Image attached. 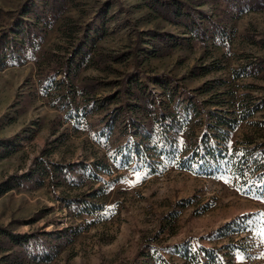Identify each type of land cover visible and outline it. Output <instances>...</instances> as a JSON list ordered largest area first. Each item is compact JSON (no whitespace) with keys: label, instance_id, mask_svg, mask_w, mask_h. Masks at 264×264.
Listing matches in <instances>:
<instances>
[{"label":"rangeland","instance_id":"1","mask_svg":"<svg viewBox=\"0 0 264 264\" xmlns=\"http://www.w3.org/2000/svg\"><path fill=\"white\" fill-rule=\"evenodd\" d=\"M26 1L0 0V11L21 10ZM33 1L39 5L38 0ZM148 1L71 0L51 28L40 35L33 54L45 51L63 57L76 42H85L88 47L93 45L101 53L121 51L133 44L135 31L151 28L183 36L180 26L154 15L145 18L150 13ZM219 6L206 3L199 10L213 17ZM21 19L34 22L31 17ZM14 21L0 18V23L4 27L9 25L11 31H16ZM224 29L229 40L227 51L212 47L209 40L206 48L175 46L165 55L145 59L135 70L130 57L122 63L110 64L109 68L114 71L110 73L87 67L78 72L74 82L82 76L113 80L121 76L118 73L128 72L145 84L147 95L156 101H167L159 85L164 81L175 89L173 100L190 97L196 104L224 90L232 91L234 103L244 94L251 98L264 96V69L256 77L231 79L230 76L231 69L255 58L263 59L264 67V48L252 43L251 39V36L264 37V8L242 13L235 11ZM23 58L22 64L0 67V144L9 143L12 148L10 153L0 157V181L26 171L42 148L49 150L48 161L88 163L99 160L108 165L110 172H97V179L79 189H70L63 183L53 187L44 180L37 188H13L0 195V226H10L13 232L60 229L68 225L85 227L70 237L68 243L59 246L51 261L39 264H136L141 260L136 251L144 242H150V245L142 247V252L155 249L170 264H183L181 254L184 251L225 244L235 246L232 250H220V254L226 252L225 258L229 257L226 264H264L263 200L242 190L237 179L229 175H195L172 166H158L154 174L146 175L136 171L132 164L129 169L119 167L92 138L93 133L103 128L102 119L117 100L98 110L83 109L80 117L74 116L72 110L67 111L66 105L57 109L61 102L55 95L61 93L62 88L52 84L44 91L39 86L40 67L26 56ZM209 63L221 68L198 76L189 75L191 66ZM58 79L59 75L54 78L55 81ZM214 79H220L224 84H213L208 92H202L201 84ZM248 84L252 88L244 87ZM114 90V85L98 88L94 96L101 97ZM219 98L227 100L229 97ZM76 100V108L82 109L81 98ZM168 105L171 108V103ZM203 108L215 107L203 105ZM262 116L264 108L239 123L229 133V142H238L245 134L254 137L255 141H263L264 127L252 125ZM196 118L192 117L191 121ZM122 120L123 114L106 137H102L111 149L137 140V137L127 136ZM199 129L191 126L195 134ZM104 181L109 182L104 184ZM98 186H102L100 194L94 198L83 197L85 201L101 206L92 214H78V207H65L60 202L61 196L85 194L89 188ZM181 200H188V203L176 205ZM244 214L255 215L244 231L218 235L216 228ZM165 221H169L171 233H161L153 239Z\"/></svg>","mask_w":264,"mask_h":264},{"label":"trees","instance_id":"2","mask_svg":"<svg viewBox=\"0 0 264 264\" xmlns=\"http://www.w3.org/2000/svg\"><path fill=\"white\" fill-rule=\"evenodd\" d=\"M70 1L38 0V5L33 0H27L21 10L18 8L14 12L0 11V18L15 20L13 27L16 29L11 31L8 29L9 25L4 27L0 23V67L22 64L23 57L26 56L40 67L42 78L39 80V86L44 91L52 84L62 88V92L55 95V99L61 102L56 108L61 109L62 105H66L67 111H74V116L77 117L82 116L83 109L98 110L117 100L105 113L102 119L103 128L93 133L92 138L119 167L129 169L128 166L132 164L136 171L146 175L154 174L158 166H172L195 175H229L237 179L242 190L264 201V140L255 141L254 137L245 134L240 141L229 142V133L239 123L264 108V96L251 98L244 94L241 95V100L234 103L232 91L224 90L196 104L190 97L173 100L175 89L164 81L159 85L166 94L167 101H156L147 95L145 84L128 72L118 73L121 76L113 80L82 76L74 82L78 72L87 67L110 73L114 72L109 68L110 64L122 63L130 57L135 70L145 59L165 55L175 46L193 48L197 45L206 48L209 40L212 47H221L227 51L229 40L224 29L225 24L233 18L235 11L242 13L263 9L264 0H149L146 4L150 13L146 14L145 18L154 15L169 24L180 26L183 36L151 28L135 31L133 44L121 51L101 53L97 52L93 45L88 47L85 42H76L71 51L63 57L45 51L34 55L40 35L51 28ZM206 3L220 5L215 9L217 11L213 17L199 10V7ZM23 16L31 17L34 22H24L21 19ZM251 39L252 43L264 48V37L251 36ZM262 62L263 59L255 58L238 65L230 70L231 79L256 77L264 69ZM220 68L221 66L213 63L193 65L188 73L190 76H198ZM57 75L60 79L55 81ZM213 84L218 86L224 82L214 79L203 83L200 86L203 88L201 91L208 92ZM110 85L116 86V90L95 98L94 94L98 88ZM244 87L252 88L251 84ZM223 96L229 98H219ZM76 98H81L82 109L76 108ZM168 103H171V108ZM203 105L215 108H203ZM224 105L226 107H223ZM200 113L202 116H199ZM121 114L124 115L122 127L127 136L137 137V140L111 149L102 137H106ZM192 117L197 118L192 122ZM82 125L85 123L82 122ZM192 125L200 127L196 134L191 130ZM252 125L263 128L264 116L261 120L252 122ZM181 141L183 143H180ZM0 149V157L12 151L11 145L4 142L0 144ZM48 154L49 150L42 148L39 155L32 159V166L26 171L11 174L1 180L0 195L13 188H37L43 185L44 180L53 187L63 183L70 189H79L87 182L97 179V172L110 173L108 165L99 160L88 163L51 162L46 159ZM89 189L85 194L61 196L60 202L65 207H78V214H92L101 206L85 201L83 197L94 198L101 193L102 186ZM187 203L188 200H181L176 205L184 206ZM254 216L244 214L234 217L216 228V232L219 236L242 232ZM169 221H165V225L158 228L153 239L161 233H171ZM82 228L85 227L68 225L60 229L37 228L17 233L13 232L10 226H0V264L48 263L57 253L59 246L68 243L70 237ZM148 245L150 242H144L137 249L136 254L141 260L136 264H170L157 254L155 249L142 252V247ZM234 248L233 244L199 247L192 252L184 251L181 255L183 264H226L229 257L225 258L226 252L220 254V250Z\"/></svg>","mask_w":264,"mask_h":264},{"label":"snow or ice","instance_id":"3","mask_svg":"<svg viewBox=\"0 0 264 264\" xmlns=\"http://www.w3.org/2000/svg\"><path fill=\"white\" fill-rule=\"evenodd\" d=\"M180 143H183L182 141ZM227 183V181H225Z\"/></svg>","mask_w":264,"mask_h":264}]
</instances>
